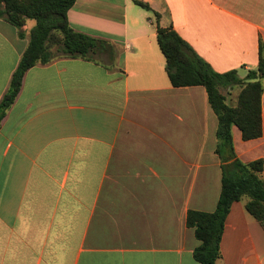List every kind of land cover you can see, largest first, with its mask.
Returning <instances> with one entry per match:
<instances>
[{
	"label": "crops",
	"instance_id": "0c3cea01",
	"mask_svg": "<svg viewBox=\"0 0 264 264\" xmlns=\"http://www.w3.org/2000/svg\"><path fill=\"white\" fill-rule=\"evenodd\" d=\"M139 1L152 11L77 0L71 28L113 49L25 74L0 126V264H199L187 215L214 212L220 198L218 120L203 87L172 86L154 12L215 72L244 80L264 47V0ZM29 33L0 18V103ZM261 82L262 136L244 141L232 128L244 164L264 162ZM241 89L224 92L229 106ZM248 201L231 207L216 264H264Z\"/></svg>",
	"mask_w": 264,
	"mask_h": 264
},
{
	"label": "trees",
	"instance_id": "16d2710c",
	"mask_svg": "<svg viewBox=\"0 0 264 264\" xmlns=\"http://www.w3.org/2000/svg\"><path fill=\"white\" fill-rule=\"evenodd\" d=\"M77 0H0V18L26 36L28 21H35L30 30L28 47L13 74L10 87L0 103V126L17 100L25 74L37 65L55 59L72 58L95 61L99 50L113 49L111 43L77 32L71 28L68 13ZM141 8L152 11L146 2L134 0ZM157 18V41L166 59V72L174 88L203 87L211 109L218 120L216 154L221 161V194L212 213L189 211L187 227L194 229L201 245L194 251L199 264H216L221 259V241L225 222L234 203L248 198L246 209L264 228V171L262 160L244 164L236 158L232 128L236 126L244 141L262 136L261 98L264 79V47L259 45V64L241 80L237 71L220 74L204 61L172 28L160 26ZM246 82V83H245ZM242 86L236 107L226 103L225 90Z\"/></svg>",
	"mask_w": 264,
	"mask_h": 264
},
{
	"label": "rangeland",
	"instance_id": "374dc122",
	"mask_svg": "<svg viewBox=\"0 0 264 264\" xmlns=\"http://www.w3.org/2000/svg\"><path fill=\"white\" fill-rule=\"evenodd\" d=\"M35 26V21H28L27 22V29L31 30ZM227 92V90H225ZM262 254H263V262H264V246L262 249Z\"/></svg>",
	"mask_w": 264,
	"mask_h": 264
}]
</instances>
